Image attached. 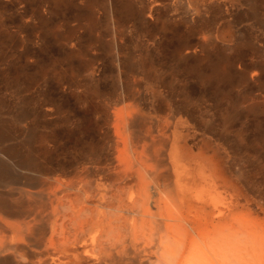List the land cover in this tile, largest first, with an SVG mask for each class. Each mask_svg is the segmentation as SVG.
I'll use <instances>...</instances> for the list:
<instances>
[{
    "label": "bare ground",
    "instance_id": "1",
    "mask_svg": "<svg viewBox=\"0 0 264 264\" xmlns=\"http://www.w3.org/2000/svg\"><path fill=\"white\" fill-rule=\"evenodd\" d=\"M87 3L94 6L95 0ZM135 3L126 0L124 9L138 8L140 22L148 26L156 0H139L137 8ZM184 9L172 17L199 21L197 8ZM6 24L0 19V27ZM121 32L114 25L117 79L110 92L87 87L101 95L94 118L98 142L80 159L55 167L47 159L57 147L48 127L60 116L61 104L35 72L28 98L20 81L37 65L35 37L26 64L13 66L12 76L0 63V264H240L261 258L264 178L258 180L257 173L264 143H254L251 153L247 123L236 130L232 123L258 118L264 96L230 94L225 102L233 113L217 115L191 98L186 86L176 98L171 85L150 80L135 60L121 63ZM4 39L0 33L2 44ZM138 39L154 50L163 35L144 33ZM213 41L187 44L178 55L200 56ZM91 70L99 73L100 67ZM237 70L245 78L243 91L257 86L258 70L247 64ZM26 100L33 102L29 108ZM92 109L89 101L86 115L81 113L85 119ZM43 119L34 147L36 123ZM37 148L45 158L39 159Z\"/></svg>",
    "mask_w": 264,
    "mask_h": 264
},
{
    "label": "rangeland",
    "instance_id": "2",
    "mask_svg": "<svg viewBox=\"0 0 264 264\" xmlns=\"http://www.w3.org/2000/svg\"><path fill=\"white\" fill-rule=\"evenodd\" d=\"M125 1L110 0L108 5L95 0V5L90 6L87 0H63L59 3L54 0H0V19L7 23L0 27V33L6 40L4 44L0 42L1 69L12 76L13 66L23 67L26 54L31 50L29 41L35 37L37 65L25 70L28 77L20 78L27 87L24 95L30 92L28 85L32 83L35 72L37 82L43 83L46 79L47 91L61 104L60 116L55 117L48 127L51 129L52 125L57 143L56 150L51 155L47 154L53 167L59 162L80 159L88 147L98 142L94 118L100 111L101 95L88 93L87 87L94 84L102 92H110L116 82V57L111 49L114 25L122 31L121 63L125 65L126 61L135 60L136 65L143 66V73L150 80L161 78L167 87L171 85L170 90L176 98L179 97L180 86H186L191 98L202 101L205 110L217 115L225 110L233 113L230 104L225 102L230 94L234 99L238 95L248 99L264 96V0H156L157 12L148 26L137 16L139 0H135L137 9L132 7L131 12L124 9ZM219 2L221 5L217 6ZM184 7L189 12L197 8L199 21L192 23L172 17L185 10ZM144 33L163 35L157 49L152 50L138 42V36ZM207 37L215 39L214 44L199 52L200 56H190L185 60L179 57L178 51L183 46H198ZM239 64H247V68L259 71L257 86L242 90L245 78L237 72ZM91 66L100 67L99 73H94ZM89 101L93 109L88 112L90 117L87 115L85 119L83 115H86ZM26 102L28 108L33 103ZM249 117L234 121L232 128L236 130L242 122L247 123L251 133L249 151L252 153L254 143H264V112L257 114L258 118ZM41 126H45L44 119L36 123L34 147L38 145L37 136L43 132ZM36 154L39 159L46 157L38 148ZM262 163L263 168L257 173L258 180L264 178V158ZM251 173L256 174L255 171ZM240 264H264V254L261 258L251 256Z\"/></svg>",
    "mask_w": 264,
    "mask_h": 264
}]
</instances>
